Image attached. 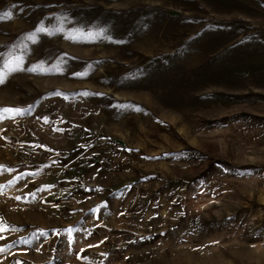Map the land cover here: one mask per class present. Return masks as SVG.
<instances>
[{
    "label": "rangeland",
    "instance_id": "1",
    "mask_svg": "<svg viewBox=\"0 0 264 264\" xmlns=\"http://www.w3.org/2000/svg\"><path fill=\"white\" fill-rule=\"evenodd\" d=\"M0 17V264H264V0Z\"/></svg>",
    "mask_w": 264,
    "mask_h": 264
},
{
    "label": "snow or ice",
    "instance_id": "2",
    "mask_svg": "<svg viewBox=\"0 0 264 264\" xmlns=\"http://www.w3.org/2000/svg\"><path fill=\"white\" fill-rule=\"evenodd\" d=\"M0 18H2V17H0ZM0 82H2V81H0Z\"/></svg>",
    "mask_w": 264,
    "mask_h": 264
}]
</instances>
